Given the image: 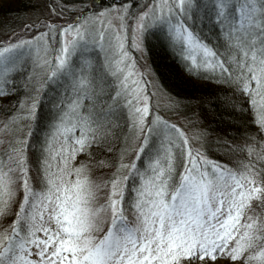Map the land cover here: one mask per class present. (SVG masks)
I'll use <instances>...</instances> for the list:
<instances>
[{
  "label": "snow or ice",
  "instance_id": "snow-or-ice-1",
  "mask_svg": "<svg viewBox=\"0 0 264 264\" xmlns=\"http://www.w3.org/2000/svg\"><path fill=\"white\" fill-rule=\"evenodd\" d=\"M134 2L6 25L0 95L24 71L35 95L0 122V264H264V0ZM129 29L250 115L215 140L225 160L164 114L181 101L153 105Z\"/></svg>",
  "mask_w": 264,
  "mask_h": 264
},
{
  "label": "trees",
  "instance_id": "trees-1",
  "mask_svg": "<svg viewBox=\"0 0 264 264\" xmlns=\"http://www.w3.org/2000/svg\"><path fill=\"white\" fill-rule=\"evenodd\" d=\"M54 1L63 4L65 8L75 5L79 9L82 5H86L89 2V0ZM34 2V0H6L3 7H0V36L9 32L6 25H10L13 29L16 22L12 18L33 9L35 6ZM128 2L129 0H99L100 7H109L114 4ZM141 3L142 0H135L131 4V16L135 13L137 5ZM146 54L153 73L158 78L159 85L174 100L182 102L176 110L177 114L189 122L191 121L192 124L206 133L204 138L208 156L217 160H225L223 154L218 150L215 140L229 123L238 125L243 130L250 119V115H238L235 120H232L227 115L222 102L224 97L222 88L224 86L211 80L189 75L166 46H161L156 41L149 40L146 45ZM27 75V71L22 74H15V93L8 96L0 95V122L4 121L12 113L14 105L19 107L20 99L35 95L33 89L24 83ZM2 126L0 124V127ZM252 128L254 130L255 125H252ZM229 131L235 132V126L230 128ZM24 133H28L27 126L24 127ZM80 159H84V157L81 156Z\"/></svg>",
  "mask_w": 264,
  "mask_h": 264
},
{
  "label": "rangeland",
  "instance_id": "rangeland-1",
  "mask_svg": "<svg viewBox=\"0 0 264 264\" xmlns=\"http://www.w3.org/2000/svg\"><path fill=\"white\" fill-rule=\"evenodd\" d=\"M34 1H35L34 2L35 6L33 7V9L26 11L24 13V15H26L32 19H35L34 13H38L41 16H52V9H51L50 5L57 4L56 1H54V0H34ZM145 2H150V0H142V3H145ZM121 4H124V3H120V4H116V5H121ZM79 10L80 9L75 5L67 6L64 10V15L61 19H68L69 17H75L77 15V13L79 12ZM56 11L59 12L60 9L57 8ZM85 14L87 15V13H85ZM129 17H131V13H129ZM129 19L127 22L129 24H131L132 21ZM68 22H71V20H69ZM113 22L119 23L118 20L113 21ZM15 28H16V25L13 27V30ZM10 35H11L10 31L6 34H2V36H0V40L5 39L7 36H10ZM130 45H131V38H130V29H129L128 51L135 61V66L133 69V71L136 73L135 79H139L140 74H143L144 80L149 82L148 83V90L149 91H155V89L153 88V85H155L157 88L160 89L161 95L159 96V98H157L156 96L152 97L153 105H155L157 103L158 99H159L160 104H167L168 103L167 97L169 95L166 94L165 91L163 90V88L159 85L158 78L156 75H154L152 67L149 63V59H148V55L146 54V50L141 52V51H138L134 48H131ZM164 114L169 119L177 122L182 128H184V130L189 134V136H191L193 134L194 130H196V129L203 131L202 129H200V128L196 127L194 124H192L191 121L189 122L184 117H181L180 115H178L176 111L171 112V113L166 112ZM194 143H195V141H194ZM201 143H203L205 146V138L201 141ZM196 264H199V261H197ZM207 264H211V261H208ZM215 264H231V261H229L225 258H220V259L216 260Z\"/></svg>",
  "mask_w": 264,
  "mask_h": 264
}]
</instances>
